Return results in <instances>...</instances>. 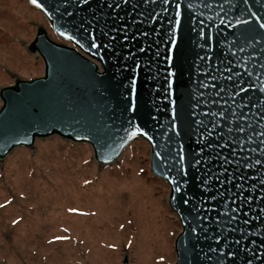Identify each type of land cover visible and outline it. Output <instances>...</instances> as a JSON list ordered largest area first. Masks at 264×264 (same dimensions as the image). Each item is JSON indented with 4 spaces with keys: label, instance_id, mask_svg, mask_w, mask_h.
Listing matches in <instances>:
<instances>
[{
    "label": "water",
    "instance_id": "1",
    "mask_svg": "<svg viewBox=\"0 0 264 264\" xmlns=\"http://www.w3.org/2000/svg\"><path fill=\"white\" fill-rule=\"evenodd\" d=\"M28 1L59 40L39 25L43 74L0 88V160L58 135L107 166L143 138L181 225L167 264H264V0Z\"/></svg>",
    "mask_w": 264,
    "mask_h": 264
},
{
    "label": "rangeland",
    "instance_id": "2",
    "mask_svg": "<svg viewBox=\"0 0 264 264\" xmlns=\"http://www.w3.org/2000/svg\"><path fill=\"white\" fill-rule=\"evenodd\" d=\"M39 25L59 40L28 0H0V88L43 74L27 48ZM150 157L143 138L107 166L58 135L16 147L0 160V264H122L126 253L129 264L174 262L181 225Z\"/></svg>",
    "mask_w": 264,
    "mask_h": 264
},
{
    "label": "snow or ice",
    "instance_id": "3",
    "mask_svg": "<svg viewBox=\"0 0 264 264\" xmlns=\"http://www.w3.org/2000/svg\"><path fill=\"white\" fill-rule=\"evenodd\" d=\"M33 3H36V0H32ZM261 28H264V24L260 25ZM177 191H179V189H177Z\"/></svg>",
    "mask_w": 264,
    "mask_h": 264
}]
</instances>
